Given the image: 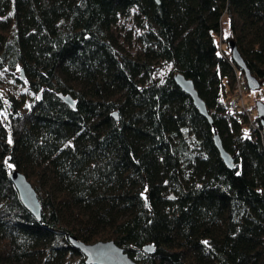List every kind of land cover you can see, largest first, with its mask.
<instances>
[{
  "label": "trees",
  "instance_id": "obj_1",
  "mask_svg": "<svg viewBox=\"0 0 264 264\" xmlns=\"http://www.w3.org/2000/svg\"><path fill=\"white\" fill-rule=\"evenodd\" d=\"M127 21L135 53L117 44ZM231 40L264 83V0H0V264H86L70 235L113 240L141 264H264V140L224 106ZM158 63L172 67L160 79ZM16 70L18 88L3 87Z\"/></svg>",
  "mask_w": 264,
  "mask_h": 264
},
{
  "label": "water",
  "instance_id": "obj_2",
  "mask_svg": "<svg viewBox=\"0 0 264 264\" xmlns=\"http://www.w3.org/2000/svg\"><path fill=\"white\" fill-rule=\"evenodd\" d=\"M228 44L233 62L239 67L245 76L247 88L249 90L258 89L260 83L246 68L236 45L232 40L229 41ZM20 75V77L23 78L21 71ZM173 80L176 85L191 98L193 105L197 108L200 114L206 117L211 123V118L205 103L199 97L193 82L190 79L185 78L179 72L173 74ZM60 98L68 106L74 107V99L71 95H60ZM254 109L260 125L264 128V102L260 100L256 101ZM213 142L222 161L229 169H231L233 167V159L230 154L223 149L220 139L216 133L213 135ZM8 177L16 189L21 204L36 220H40L41 204L31 183L24 174L15 169L9 172ZM69 240L71 244L82 253L86 264H141L140 262L130 258L124 249L118 246L113 240H97L92 243H85L80 241L74 235H70ZM152 249L153 246L149 244L143 247L144 252H151Z\"/></svg>",
  "mask_w": 264,
  "mask_h": 264
},
{
  "label": "rangeland",
  "instance_id": "obj_3",
  "mask_svg": "<svg viewBox=\"0 0 264 264\" xmlns=\"http://www.w3.org/2000/svg\"><path fill=\"white\" fill-rule=\"evenodd\" d=\"M227 30H228L227 18L222 17V32L225 34L227 33ZM138 32H139V29L136 28L131 22L129 21L124 22L122 27H120V29L119 28L116 29V35L118 38V41H117L118 46L122 48L123 50L129 51L132 53H135L136 51H138L140 45L136 42L134 38V35ZM158 64L159 66H158L156 75L160 79L164 74L168 73L172 69V67L170 64H164V63H158ZM20 76L21 75H20L19 70H16L14 71V73H11V74H8V73L4 74L1 79V82H2L1 85H3V87L17 89L18 86L15 83H13L12 78L13 77L20 78ZM23 79L24 77L22 78V80ZM258 90H262L264 92V83H261L258 89L247 90V92L245 93L244 95L245 103L249 107L250 106L254 107L255 102L258 100L262 101V99L256 98V93ZM228 95L229 94H227V96ZM34 263L35 261L23 260V261L14 262V263L4 262L3 264H34Z\"/></svg>",
  "mask_w": 264,
  "mask_h": 264
},
{
  "label": "built area",
  "instance_id": "obj_4",
  "mask_svg": "<svg viewBox=\"0 0 264 264\" xmlns=\"http://www.w3.org/2000/svg\"><path fill=\"white\" fill-rule=\"evenodd\" d=\"M218 48H220V40H218ZM233 74V89L228 93L229 95L224 101V106L231 115H237L242 112L247 120L248 129L256 132L262 141L264 140V132H262L254 121L253 115L255 113V109L252 106L249 107L245 103L244 95L248 90L245 76L239 69H234ZM256 98H264V92L262 90H258Z\"/></svg>",
  "mask_w": 264,
  "mask_h": 264
}]
</instances>
